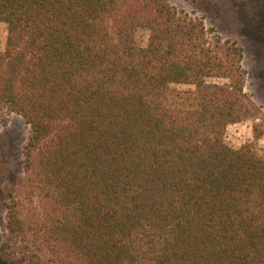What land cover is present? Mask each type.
Returning <instances> with one entry per match:
<instances>
[{
  "label": "trees",
  "instance_id": "1",
  "mask_svg": "<svg viewBox=\"0 0 264 264\" xmlns=\"http://www.w3.org/2000/svg\"><path fill=\"white\" fill-rule=\"evenodd\" d=\"M0 22V129L29 127L0 264H264V157L224 140L258 117L237 43L166 0H0Z\"/></svg>",
  "mask_w": 264,
  "mask_h": 264
},
{
  "label": "rangeland",
  "instance_id": "2",
  "mask_svg": "<svg viewBox=\"0 0 264 264\" xmlns=\"http://www.w3.org/2000/svg\"><path fill=\"white\" fill-rule=\"evenodd\" d=\"M176 9L200 18L206 28L223 40L237 43L242 49L241 65L246 72L244 91L253 100L257 118L229 125L224 134L225 143L238 149L249 145L264 157V0H166ZM111 38L115 40L111 33ZM149 32L137 29L132 34L133 44L145 46ZM7 37V25L0 22V50ZM208 83L222 85L221 79ZM194 86L171 84L166 97L169 107L192 108L196 105ZM29 127L24 120L10 114L0 129V230L4 231V204L22 174V148ZM17 264H26L19 261Z\"/></svg>",
  "mask_w": 264,
  "mask_h": 264
}]
</instances>
